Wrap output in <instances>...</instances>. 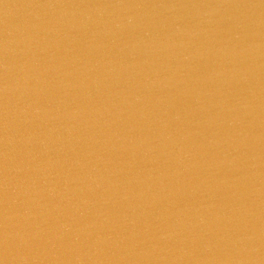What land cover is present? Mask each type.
<instances>
[{
  "label": "clouds",
  "instance_id": "clouds-1",
  "mask_svg": "<svg viewBox=\"0 0 264 264\" xmlns=\"http://www.w3.org/2000/svg\"><path fill=\"white\" fill-rule=\"evenodd\" d=\"M47 7L65 11L47 25H35L36 34L24 37L23 63H10L14 42L7 35L2 42L0 264H37L39 255L22 254L21 249L32 253L34 243L41 240L56 249L66 238L74 246L69 250L77 253L72 264H86V260L104 264L108 258L101 254L106 247L116 249L120 260L128 256L167 260L161 253L173 250L169 242L178 245L173 262L187 258L196 264H213L219 260L216 253L221 241L225 257L219 264H264L259 254L241 255L264 249V225L237 226L257 215L250 204L240 202L244 181H248V195L264 194V184L257 187L253 180L260 175L256 169L261 163L255 145L264 134L252 131L264 110V40L258 38L259 21L215 16L223 7L258 8L264 2L214 5L117 0ZM192 9L196 11H181ZM223 22L227 28L220 26ZM80 33L87 39L77 51L73 45ZM62 42L66 55L53 65L49 63L56 59L52 49ZM39 53H48V61L42 63ZM201 63L206 66L204 72L197 70ZM66 64L71 70L64 69ZM50 69L58 80L46 78ZM75 73L80 74L78 82L67 79ZM50 86L61 94L54 102L41 104L39 97ZM75 89L84 102L69 105L64 98ZM181 95L189 96L194 106H177L175 100ZM195 113L199 117L189 121ZM17 117L27 125L19 136ZM186 121L194 127L186 126ZM137 130L140 134H131ZM17 144L24 146L26 155L19 163L15 161ZM55 144L60 149L53 156L50 145ZM65 144L73 153L70 164L59 155ZM82 145L87 147L80 151ZM117 148L130 150V159L114 163L104 155ZM162 157L166 166L131 171L137 158L154 164ZM242 157L249 162L246 166ZM122 163L131 173L124 179H120L125 172ZM65 164L60 185L52 177ZM74 168L79 171L74 173ZM201 168L206 175L195 183L185 182L186 173ZM222 170L240 174L222 175ZM21 172L25 177L14 183ZM133 184L138 190H133ZM224 187L234 189L233 205L221 206L214 217L207 215L216 207L214 203L186 201L178 206L177 194L195 196L203 190L212 200ZM85 192L98 198L91 199ZM117 203L126 211L114 216L107 206ZM66 207L72 210L70 217L63 216ZM91 207L96 208L95 217L78 222ZM50 219L55 223L50 225ZM213 224L218 235L207 239ZM82 239L88 241L83 250ZM197 240L199 256L192 247Z\"/></svg>",
  "mask_w": 264,
  "mask_h": 264
},
{
  "label": "water",
  "instance_id": "water-1",
  "mask_svg": "<svg viewBox=\"0 0 264 264\" xmlns=\"http://www.w3.org/2000/svg\"><path fill=\"white\" fill-rule=\"evenodd\" d=\"M105 2H117V0H0V62H2L3 59V52H2V42L7 35V38L10 41H13L14 43L10 46L11 48L15 49L14 53L10 52V63L15 62L17 66L20 63H23V60L25 59L24 55V49H25V43L23 42L24 37L28 35H35L37 32V28L34 27L35 25L41 24L42 22L44 24H48L49 22H53L56 18L60 16V14L65 11V9L56 7V8H50L47 7V5H67V4H88V3H105ZM125 2L129 3H143V4H159V3H196V4H221V5H259L261 2H264V0H125ZM71 11V10H69ZM181 11H191L195 12L196 10H181ZM216 18L220 17H228V16H240L241 19L244 20H253V21H259V27L258 31L260 33L259 39L264 40V7H258V8H236V7H223L218 9L215 12ZM222 28H227L228 23L223 22L220 25ZM79 39L76 42L75 45H73L77 51L80 50V46L83 44L84 40L87 39L86 35L83 33L78 34ZM64 43H61V46L59 48H54L52 51L56 54V59L49 61V63L55 65L60 62L61 58L65 57L64 52ZM31 55V53H29ZM41 57V62L44 63L45 61H48V53H39L38 54ZM68 56L71 55V53L67 54ZM261 62L264 63V57L261 58ZM64 69L71 70L70 65H65ZM62 69V71L64 70ZM199 72L206 71V66L201 63L197 69ZM46 78L50 81L58 80L59 77L56 76L55 71L49 70L48 73L45 74ZM80 78L79 73H75L73 76L68 77L67 79H70L74 82H78ZM0 79H2V72H0ZM262 82H264V70H262V76H261ZM34 83V81H33ZM242 91V90H241ZM61 93L54 87H49L47 92L42 93L39 97V102L41 104L47 105L52 102H54L55 97L60 95ZM32 98H35L33 96ZM65 102L69 105L72 104L73 101L75 102H84V97L79 89L70 90V94L64 98ZM101 98H97L99 101ZM21 105H23L24 101H19ZM0 104H2V98H0ZM175 104L177 106H183V107H189L194 106L191 98L189 96H178L175 100ZM215 111V109H213ZM199 117V113H195L189 117L190 120H194ZM107 118V117H105ZM2 122V121H0ZM38 123V122H37ZM186 126L194 127V125H190L188 121L185 122ZM247 124V122H246ZM27 125L23 122V119L21 117H17L15 120V127H16V134L17 136L24 133V129ZM121 127H125L126 125L120 124ZM145 131H147L145 129ZM252 131L260 134H264V110H260V117L253 122L252 125ZM107 130H104V134L106 135ZM132 135H138L140 134L139 131H134L131 133ZM0 135H2V131H0ZM101 139H103V136H101ZM196 140H199V137H195ZM23 145L17 144V152L15 153V161L16 163H19L22 160L26 159L25 152L23 151ZM86 145L80 146V151H83L86 149ZM94 147L102 148V145H94ZM256 150L260 152L261 154V163L259 164L256 171L259 172V177H253V180L255 181V185L257 187H260L262 184H264V139H262L257 145H255ZM36 151L40 150L39 145H35ZM60 149L59 144L50 145V155L55 156L58 153V150ZM0 152H2V144H0ZM59 155L62 158H66L69 162V164L72 162L73 159V153L69 150V147L67 144H65L64 149L62 152H59ZM104 155L106 157H111L113 162H126L130 159V150L125 148H117L115 151H105ZM40 158L46 159V156H41ZM199 159V157H197ZM167 165H171V161L166 162ZM249 163L244 157H242V164L247 165ZM125 167V172L120 174V179H124L126 175H130L131 173L128 172L126 164L122 165ZM158 166H166L164 158L162 157L161 160L158 163L149 164L144 160H140L137 158L135 164L132 167V173L135 171L142 169V168H155ZM68 165L65 164L62 168L58 167L54 170L53 179L57 181L60 185L63 184V173L67 169ZM109 168L112 167V165L108 166ZM2 169H3V160L2 156H0V206H2V198H3V189H2ZM78 168H74L73 172H78ZM59 173V174H57ZM206 171L201 168L199 170L194 169L191 173H186L184 176V180L187 183H195L200 176L206 175ZM222 175L226 174L229 176L232 175H239L240 173H227L225 171H221ZM25 177V173L21 172L17 174V178L14 181V183H19L20 180H22ZM248 186V181H244V186L241 187L240 191L244 192L245 194L241 197V201L246 205H251L252 211L254 213H257V215H254L250 218H246L245 222L239 223L237 226L240 228H245L248 224H254L257 228H260L262 225H264V194L257 195L253 193L252 195H248L246 192V188ZM133 190H138L137 186L135 184L131 185ZM234 191V189L229 187H224L221 190L217 191L215 193V196L212 200L208 199L209 193L207 191H201L198 192L195 196H189L187 193L184 194H177L176 200L178 203V206L183 207L184 203L191 202V203H214L216 205L215 208H212L209 210L207 215L210 217H214V214L221 210V206H227L228 208L232 207L233 205V198L231 196V193ZM85 196L91 198V199H97L98 195L93 194L91 192H85ZM52 204L55 203V200L51 202ZM166 203V202H165ZM109 212L112 215H119L126 211V208L123 204L117 203L115 206L108 205ZM22 211V208L20 209ZM226 210V209H225ZM155 212V209H153ZM72 213L71 208H65L63 210V216L70 217ZM96 214V208L91 207L89 208L88 212L85 216L79 217L78 222L84 223L92 218L95 217ZM55 215V214H54ZM191 215V214H190ZM55 219H50L49 224H54ZM222 223V222H221ZM212 232H209L206 236L207 239L215 240L216 235L218 233L216 232V224L212 225ZM250 234H251V227L248 228ZM199 245L200 241L197 240L192 243V247L196 249L194 255L199 256ZM81 249H86L88 246V241H84L83 239L80 242ZM178 245L174 242H169V249H173L172 251H169L168 253L164 254L161 253V255H167V260H158V259H152V260H140L136 256H128L125 260H120L119 255L120 253L117 252L114 248H105V252L102 255V257H107L108 259L105 260L104 264H196V261H193L191 259H185L183 261H175L173 262L172 257L177 255V253L174 251V249ZM74 247L70 244V238H66L63 245L61 247H58L56 249H52L50 245L47 244L46 240H41L39 242L34 243L33 245V252L28 253L26 249H21L22 254H29V255H39L40 260L37 261V264H72L73 258L77 254L75 251H70L69 248ZM45 248H48L49 251L45 252ZM260 255L261 257H264V249L261 250L260 253L252 252L248 254H241V255H251L256 256ZM219 260H223L225 257V242L221 241L219 244V250L216 253ZM219 260L216 262H213V264H219ZM86 264H91V261L86 260Z\"/></svg>",
  "mask_w": 264,
  "mask_h": 264
}]
</instances>
